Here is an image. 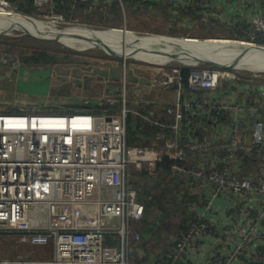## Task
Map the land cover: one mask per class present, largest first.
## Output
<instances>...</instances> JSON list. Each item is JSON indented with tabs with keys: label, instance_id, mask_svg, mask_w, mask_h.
<instances>
[{
	"label": "built area",
	"instance_id": "built-area-1",
	"mask_svg": "<svg viewBox=\"0 0 264 264\" xmlns=\"http://www.w3.org/2000/svg\"><path fill=\"white\" fill-rule=\"evenodd\" d=\"M32 1L62 23L63 2ZM138 1L178 9L190 31L219 24L242 34L228 41L264 48V0ZM191 33L181 39L195 40ZM175 63L152 64L151 87L172 88L177 99L166 111L171 124L142 116L165 130L144 145L127 143L128 117L139 116L128 102L142 99H129L125 72L119 93L83 99L97 110L0 113V264H134L133 223L145 209L130 168L159 165L180 182L189 215L163 253L169 264H264V72L233 60ZM5 235L18 246L51 243L54 255L4 258Z\"/></svg>",
	"mask_w": 264,
	"mask_h": 264
},
{
	"label": "rangeland",
	"instance_id": "rangeland-1",
	"mask_svg": "<svg viewBox=\"0 0 264 264\" xmlns=\"http://www.w3.org/2000/svg\"><path fill=\"white\" fill-rule=\"evenodd\" d=\"M8 1L9 3L7 2L8 4L3 7L5 12L48 23L65 35L85 34L90 30L98 32L109 29L124 32L123 29H125L126 25L129 31H127L128 33L124 32L125 34L131 37L136 36L143 40L134 42L133 44L136 45L132 46V50L129 51H127L126 48L130 44L110 47L104 46L105 44L103 42H101L103 44L102 47L75 49L65 45L57 36L51 37L48 35L25 33L21 32L19 28H15L16 31L14 35L0 32V113H19L18 111L31 113L40 110L69 113L72 112L71 109H76L80 105L84 106L83 99L96 98L91 97V92H96L98 90L95 88V85L92 86L90 84L91 81H89L87 87L91 91L87 90V92L83 85L78 87L74 81L76 78H80L83 83L86 76L95 75L93 72L94 68L101 66H119L121 67V71L124 72L129 69L135 70L137 67V70L141 68L144 69L148 66L154 69L158 68L156 65L152 66V64L157 63L144 60L140 52L143 49H152V47L159 48L162 46L156 43L158 41L155 38L135 34L148 32L163 36L162 32L166 31L168 25H166L164 21L159 22L157 25L154 24L152 26L154 29L151 28L152 23H157V21L152 19L153 14L150 11H155L156 7H154L155 9L140 8L137 10L139 12L132 18L131 14L133 10L126 8L122 1L121 3L118 2L117 8L115 11H112L111 3L115 0H111L109 3H106V0H92L93 2L89 0L88 2H79L76 0L74 3H72L71 0H57L58 2H63V5H58L57 12L55 10L56 16L62 15L61 23L52 17L46 6L39 8L35 7L33 1L30 2L28 0H18L19 5L16 1ZM100 1L102 5L99 4ZM76 3H84L83 5L85 8L77 7L73 9ZM165 12L168 13L167 10ZM147 13L151 14V16L147 15ZM101 16H103L102 20L100 19ZM131 25L134 29L129 28ZM172 27L175 29V25H172ZM178 27L182 28L181 26ZM174 29L169 28V31H174ZM203 30L205 31L202 26H199L194 31L185 30L192 32V37L195 38V40L181 39L186 33L181 34L182 32H172L175 35H169V37L161 36L159 37V41H161L162 44H168V46H173L177 42L204 40H226L224 43L231 44L234 42L228 40L234 39V35H237L238 39L243 38L241 33L232 31L219 24L211 25L209 31H206V35L203 34ZM240 43L243 44L244 42ZM244 45L248 44L244 43ZM220 47L221 46H217V49ZM118 49L123 50L121 51ZM105 55H107L108 58H105L107 57ZM43 57L51 60L49 62L37 60ZM196 58L197 57L190 56L189 54L187 56L181 55V57H177L173 62L164 63H167L168 66H173V64H176L175 62H179L182 59L185 60V63H188L196 60ZM211 62L205 61L202 62V64H210ZM24 80H27V82ZM103 95L105 96L106 94H102L101 96ZM128 103L130 104V102ZM127 133L128 143L131 144L129 142L131 133L128 130ZM132 137L135 139L136 145H144L147 142L146 138H150L149 136L145 138L144 136L139 137L137 135ZM131 169H133V167L130 168L132 180H135L140 173L148 171V169H143L141 172H136L134 169ZM153 174L154 173H149L148 175H144L145 177L139 181H148V187L151 186L158 192L160 189L164 188L166 182L164 183V180H161L162 182L159 184L156 180L162 178V175L157 174L155 176ZM132 175H134L133 178ZM152 178L154 179L151 180ZM155 191H141V195H148L147 198L150 200L149 203L151 207L148 211L147 220L152 221L150 223L152 229L149 227L148 231H152L153 240L159 239L162 231L165 238L167 234L174 235L177 226L183 223L180 221L181 218L184 217L182 208H178L176 205L173 192L172 195L166 196L167 199H164L161 197L158 198L159 196L155 194ZM145 235H148L147 231ZM142 237L141 234V240ZM149 247H151L150 251L154 252L153 254L159 253L162 250V248L157 249V247ZM20 253L21 252L18 254ZM18 254L15 255L17 256ZM137 260H139V258L136 256L134 258V264H136Z\"/></svg>",
	"mask_w": 264,
	"mask_h": 264
},
{
	"label": "crops",
	"instance_id": "crops-1",
	"mask_svg": "<svg viewBox=\"0 0 264 264\" xmlns=\"http://www.w3.org/2000/svg\"><path fill=\"white\" fill-rule=\"evenodd\" d=\"M156 7V9L154 8ZM139 6H135V9L137 10ZM140 8L143 9H151L154 8L155 11H150L153 16L152 19L156 20L157 23H152L151 28L154 24H159V22L164 21L167 25V29L163 33V36L169 37V35H175L172 32H182L181 34L187 33V31L191 26V23L188 22L187 19H184V14L180 12L178 9H173L167 6L163 5H155V6H141ZM135 9L133 10L131 16L132 18L134 17L137 12H135ZM249 6L247 5L246 7L239 8V12H242L243 10H248L249 11ZM167 10L168 13L165 11ZM139 12V11H138ZM147 15H150L147 13ZM155 16V17H154ZM186 16V15H185ZM172 25H175L172 27ZM178 26H181L182 28H179ZM184 26V27H183ZM134 29V27L131 25V27ZM150 28V29H151ZM169 28L174 29V31H169ZM125 29L129 31L125 25ZM156 30V29H155ZM159 30V29H158ZM176 30V31H175ZM107 56V55H105ZM105 58H108L105 57ZM114 67H119V66H101L100 68L107 69V70H112ZM151 66L145 67L144 69L135 70L129 69L125 72V77H126V82L129 87V92H128V97L130 98H140L142 99L141 101H135V100H129L130 104H128L131 108H134L135 110L139 111V116H133L131 115L128 119V124H127V130L131 133V139L130 143H128V133H127V143L130 146H136V141L133 139L132 136L137 135V136H144L145 138L149 136L150 138H146L148 141L155 136L156 133L160 132H165L164 129L155 126L149 122H147L145 119L142 118V116H146L150 118L153 121L156 122H162V123H167L171 124L173 119L171 116L167 114V109L175 104V101L177 99V95L175 91L172 88H154L151 87V81L152 78L157 75V70L156 68H150ZM120 72L118 75V79H110V78H105L99 76L97 74L93 75L94 78L91 80L90 84L93 86L95 85V88L98 89L96 92H91V97H97L101 96L102 94H117V93H112V89L117 87L120 90V83L123 78L124 71H121V67H119ZM132 71V80L129 79L128 77V72ZM27 82V80H24ZM75 81V80H74ZM76 84V83H75ZM78 87L83 85L85 87L86 92L91 91L88 89L87 85L85 83L80 82L79 84H76ZM91 86V87H92ZM96 107V110L99 109L98 106ZM82 108H76V109H71L72 112L81 110ZM19 113H30L26 111H18ZM45 112H51V113H60L62 111H47V110H40V111H35L31 113H45ZM15 113V112H12ZM62 113H67V112H62ZM70 113V112H69ZM150 143V141H149ZM155 167L150 168L149 170H153ZM155 170V169H154ZM161 170V169H159ZM156 174V173H155ZM164 174V173H162ZM161 180H164V183L166 185L174 186L173 190V196L174 200L176 201V205L178 208H182V213L184 214V220L182 221L183 223L177 226L176 233L173 234H167L166 238L163 236V231L160 233V238L158 239V246L156 245L157 248H162V250L167 247L168 245H171L167 250H170L174 246L173 238L177 234V231L179 228H181L184 225V222H186V219L189 218L188 212L186 211V208L184 207L183 201L180 197V188L181 184L180 182L174 178L170 172H168L167 176H163ZM168 185V186H169ZM169 186V187H170ZM139 200V199H138ZM174 201V203H175ZM141 202V201H140ZM142 203V202H141ZM144 205V203H142ZM145 221V211H144V216L141 220L134 222L133 223V229L139 233L142 234V240L139 242H134L132 243V249H134V258L137 256L142 260L144 258L145 250L141 247V243L144 245L145 243H154L155 240L152 238V231H148L150 227V223L152 221ZM181 221V220H180ZM116 222V221H114ZM151 228V227H150ZM152 229V228H151ZM147 231L148 235H145V232ZM158 232V231H157ZM147 244V246H149ZM168 244V245H167ZM167 245V246H165ZM165 251V250H164ZM16 252V253H15ZM19 252L21 253H27L30 254L33 258L35 259H51L54 255L53 251V244H49L48 246H31V245H26V246H18L16 242V238L14 235H5L1 239V254L4 258H9L13 259L15 258V254H18ZM15 255V256H14ZM154 255V254H153ZM155 256V255H154ZM163 258V256H162ZM161 257L159 258V261L157 260V257L154 260V257L151 258V261H147L146 264H165V259H162ZM154 260V261H153Z\"/></svg>",
	"mask_w": 264,
	"mask_h": 264
},
{
	"label": "bare ground",
	"instance_id": "bare-ground-1",
	"mask_svg": "<svg viewBox=\"0 0 264 264\" xmlns=\"http://www.w3.org/2000/svg\"><path fill=\"white\" fill-rule=\"evenodd\" d=\"M15 28L21 29V32L25 33H35L41 35H48L51 37L57 36L58 39L75 49H87L94 48L98 46H103V42L106 46H120L127 45V51L132 50L134 42H140L143 39L136 36H129L125 33L127 31L120 32V30L109 29L106 31H87L85 34H70L65 35L59 32L55 27L49 25L48 23L24 18L20 15L11 14L5 12V9L0 4V32H4L9 35L15 34ZM109 42H108V41ZM226 40H204V41H183L177 42L171 48H174L180 55L187 56V50H200L197 51L200 55L206 54L207 59L219 58L221 60H233L236 63L241 64L245 68L252 70H259L264 72V62L257 61L255 55L264 56V48L254 46V45H244V43L234 42V43H224ZM217 42V43H214ZM190 43V44H189ZM165 44V43H164ZM233 44V45H232ZM104 45V46H105ZM159 45V44H158ZM168 45V44H165ZM164 45V46H165ZM235 45V46H234ZM161 46V45H160ZM162 46V47H164ZM217 46H221L217 49ZM238 46V47H236ZM162 47H152V49H143L140 53L142 58L151 63H164L173 62L177 57L169 51V48ZM242 48V49H240ZM150 56V57H148ZM155 56V57H152ZM191 56V55H190ZM195 56V55H194ZM196 57V56H195ZM196 58V60H198ZM196 60L185 63V60H180L185 64H191L197 62ZM6 120L9 116H4ZM2 118V117H0Z\"/></svg>",
	"mask_w": 264,
	"mask_h": 264
},
{
	"label": "trees",
	"instance_id": "trees-1",
	"mask_svg": "<svg viewBox=\"0 0 264 264\" xmlns=\"http://www.w3.org/2000/svg\"><path fill=\"white\" fill-rule=\"evenodd\" d=\"M12 2H14V1H16L17 3H18V5H19V2H18V0H11ZM28 1H30V2H32V0H28ZM60 2H62V1H60ZM122 3H123V5L126 7V8H130V9H135V6L137 7V6H139V8L137 9V10H139L140 9V2L138 1V0H122ZM84 3H76L75 4V6H74V8L73 9H76L77 7H82V8H85V6L83 5ZM89 4V3H88ZM99 4H101L102 5V2L100 1V3ZM117 5H118V2L117 1H114V2H112L111 3V9H112V11H115V9L117 8ZM20 8H23V7H21V6H19ZM94 10V9H93ZM136 9H135V12H137L138 13V11H137ZM77 11V10H76ZM100 19L102 20L103 19V16H101L100 17ZM37 59V58H36ZM32 60H35V59H32ZM37 60H43V61H46V62H49L51 59H49V58H45V57H43V58H41V59H37ZM184 74H186V73H184ZM78 108H82V109H86V108H88V109H93V110H95L96 109V107H92V106H88V105H80ZM131 116V115H130ZM129 116V117H130ZM129 117H128V119H129ZM155 169V170H154ZM153 170H149L148 169V171L147 172H142V173H140L139 175H138V179L136 178L135 180H132L131 179V182H132V184L134 185V187L137 189V191H138V199H139V201H141L142 203H144V209H145V221H144V223H146L148 220H147V217H148V211H149V209H150V207H151V205H150V203H149V199L147 198V196H142L141 195V191L142 190H145V191H148V190H152V191H155V189H153L151 186L150 187H148V185H147V182H141V181H139L140 179H142L143 177H145L144 175H148L149 173H154L153 175H157V174H160V175H162V177L163 176H167L168 175V172H169V170H165V169H167V168H165V167H162V166H156L155 168H154ZM159 169H161V170H159ZM156 173V174H155ZM162 173H164V174H162ZM135 175V174H134ZM134 175H132V178H133V176ZM154 178H152L151 180H153ZM157 179V178H156ZM156 182H159V184L162 182L161 181V178L160 179H158V180H156ZM169 185V184H168ZM168 185H166L165 184V186H164V188H162V189H160L158 192L157 191H155V194L156 195H158L159 197L158 198H164V199H167L166 198V196H168V195H172V192H173V190H174V186H168ZM153 193V192H152ZM174 193V192H173ZM154 194V193H153ZM169 200V199H168ZM186 208V207H185ZM184 220V218L182 217L181 218V222ZM188 220V218L186 219V221ZM184 224H185V222H184ZM157 242H158V239H156L155 240V243H152L151 245H149V246H153V247H156V245L158 246V244H157ZM148 244V243H147ZM147 244L145 243L144 245L141 243V247L145 250V254L143 255L144 256V258H142V260H140V258L141 257H139V260H137L136 261V264H146L147 263V261L149 260V261H151V258L152 257H154V260H155V258L157 257V260L159 261V258L161 257L162 258V256H163V253L164 252H166V251H169V250H167L169 247H170V245L169 246H167V245H165V246H167V247H165L163 250H161L159 253H155L154 255H153V253L154 252H152V251H150L151 250V247H149V246H147ZM157 249H160V248H157ZM165 250V251H164ZM171 250V249H170ZM163 259V258H162ZM153 260V261H154ZM165 264H169V261L168 260H166L165 259Z\"/></svg>",
	"mask_w": 264,
	"mask_h": 264
},
{
	"label": "water",
	"instance_id": "water-1",
	"mask_svg": "<svg viewBox=\"0 0 264 264\" xmlns=\"http://www.w3.org/2000/svg\"><path fill=\"white\" fill-rule=\"evenodd\" d=\"M123 31H127V30L126 29H123ZM156 43H158L161 46H164L165 45V44H162L161 41H158ZM164 47L169 48V51L171 53H173L176 57H181V55L174 48H171L168 45H165ZM118 50H121L122 51L123 49H118ZM197 51H200V50H194V49L187 50V52H188L189 55H191L193 57L195 55L197 58L199 57L198 61L206 60L207 59V57L205 56L206 54L200 55ZM212 64H214V63H212ZM93 72L95 74H97L99 76V78H101L103 76V77H105L107 79L110 78V79H116L117 80L118 79L119 72H120V69H119V67H114V68H112V70L109 71L107 69H103V68L97 67V68H94L93 69ZM128 77H129L130 80H132V71H129L128 72ZM93 78H94L93 75L86 76L84 78L85 85L88 86L89 85V81H91ZM80 82H81L80 78H76L75 79V83L76 84H79ZM118 91H119V88H117V87H115V88L112 89V93H117Z\"/></svg>",
	"mask_w": 264,
	"mask_h": 264
}]
</instances>
